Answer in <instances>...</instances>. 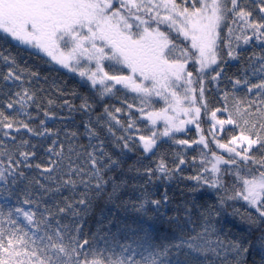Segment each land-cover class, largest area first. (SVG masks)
Masks as SVG:
<instances>
[{
    "label": "snow or ice",
    "instance_id": "6c2138e0",
    "mask_svg": "<svg viewBox=\"0 0 264 264\" xmlns=\"http://www.w3.org/2000/svg\"><path fill=\"white\" fill-rule=\"evenodd\" d=\"M0 34L77 74L101 98L125 90L122 107L104 109L109 134L115 136L112 121L126 133L116 137L117 146L122 151L138 147L144 154L155 155L167 138L179 149L173 153V166L161 154L153 161L155 168H144L146 183L153 177L172 179L188 162L187 150L198 149L192 157L196 174L185 177L195 184L189 191L217 193L212 204L192 201L184 209L185 225L177 226L183 231L195 213L201 228L195 237L157 240L144 226L146 221L134 230L117 222L118 231H131V239L127 232L124 237L130 243L117 245L115 234L103 231L110 229L111 220L98 227L103 244L95 233L89 237L77 221H82L81 212L87 213L90 193L101 195L109 182L113 185L110 198L119 189L108 173L120 160L106 152L90 121L84 124L85 133L90 142L98 143L79 146L73 143L74 131H64L61 140L60 131L48 128L45 120L32 126L38 117L31 115V108L35 105L39 111L42 106L30 87L38 74L0 51V62L7 67L0 74V96L5 97L0 100V195L7 207V211L0 207V264H193L201 257H213L212 264L216 260L248 264L252 242L245 243L244 238H234L218 227L223 209L240 200L250 210L244 219L260 232V259L252 264H264V0H0ZM252 42L261 51L248 57L241 75L226 78L230 90L221 89L225 65L240 59L242 46ZM4 85H10L7 91ZM241 90L244 95H239ZM213 91L219 93V106L209 99ZM89 100L81 97L80 111H91ZM161 101L163 106L155 107ZM61 107L76 110L68 101ZM125 108L126 124L117 118ZM133 109L138 118H133ZM44 115L55 119L49 111ZM189 126L195 128L196 138L177 139L176 134L191 130ZM25 134L51 140L44 149L46 161L31 163L38 145ZM78 147L84 151L78 152ZM81 157L83 162L77 164ZM33 168L56 188L29 178L25 170ZM77 183L83 185L84 193L73 200ZM34 190L43 195L34 198ZM62 190L72 191V196L41 206L49 193L57 195ZM13 196L19 206L8 204ZM145 203L158 209L162 202L145 199L137 210H144ZM68 212L71 219L66 223ZM233 215H240L239 210Z\"/></svg>",
    "mask_w": 264,
    "mask_h": 264
},
{
    "label": "trees",
    "instance_id": "16d2710c",
    "mask_svg": "<svg viewBox=\"0 0 264 264\" xmlns=\"http://www.w3.org/2000/svg\"><path fill=\"white\" fill-rule=\"evenodd\" d=\"M0 51L4 52L5 55L11 54L16 59L18 64L22 68L28 69L30 72H35L38 74L39 79H32L30 87L36 92L37 100L42 104L39 111L35 105L31 108V115L33 117H38L32 121V126H39L41 120H45L47 117L44 115L45 111H49L50 114L55 116L52 123H46V126L53 131L59 130L61 133V140H63L64 131L76 132L77 139L73 143L77 146L79 145H89L87 141V134L85 133L84 124L90 121L94 130L100 140H104L106 144V152L111 154L113 159H119L120 165L108 173L109 177H115L116 183L120 184L119 189L114 195H110L113 191L112 182L105 185L103 193L97 196L94 192L90 193V204L87 209V213L81 212L82 222L84 231L88 233L89 237L93 233L96 234L97 239L101 244H103V231H110L115 234V244L130 243L131 231L121 228L117 230V222L121 225L127 224L132 230L140 223L144 224L145 227L150 228L151 235L157 240H173L175 237H195L197 233L201 231V228L195 223L196 214L194 213L191 217L192 223H189L184 227L183 231L177 226L185 225L187 219V214L184 209L190 207V202L195 201L197 205L202 203L212 204L216 201L217 193L210 189H202L195 194L190 193L195 184L193 181L185 179V177L195 175L194 167L192 165V157L197 155V150H187L186 159L187 163L182 167V171L176 173L172 179L161 181L152 178L151 182L148 181V177L142 175L145 167L155 168V163L153 161L159 160L161 154H166V159L168 165L173 166V153L178 149L177 146L172 144L171 140H166L165 143H161L156 149L155 155L144 154L142 149L138 147H132L131 151L121 150V147L116 144V137L126 135L123 129L119 125H115L112 121V131L115 136L110 137L107 133V128L109 127V120L107 115L104 113L105 106H109L110 110H114L117 107H122V100L125 99L124 90L116 92L114 95H110L101 98L91 86L84 82L77 74L70 72L69 70L61 69L49 62L48 58L37 53L36 51L29 49L28 47L21 46L17 42L12 41L10 38L5 39L3 34H0ZM261 49L252 42L249 46H242V51L240 52V59L230 61L225 65V78L220 83V88L231 89V84H227V77L239 76L242 74L243 69L247 67L248 57L253 53H259ZM7 71V67L0 62V74ZM211 75V73L209 74ZM29 80L28 76H25V81ZM256 83L254 79L252 81ZM3 82L0 81V84ZM10 85H4L3 90L7 91ZM209 87H213L209 85ZM239 95H244V90H241ZM89 97V102L92 105L90 112H83L79 110V105L81 103V97ZM209 99L216 103L219 97V93L215 91L208 93ZM5 97L0 96V100H4ZM51 100L52 104L49 105L48 101ZM65 101H68L75 111H70L68 107H61ZM127 101L132 102V96H127ZM160 103H157L155 107L158 108ZM2 107V106H0ZM127 114V109L120 116L122 123L126 124L127 120L124 116ZM65 117H70L69 120H65ZM98 117H103L98 119ZM139 113L133 110V118H138ZM207 127V125H205ZM146 134V133H145ZM25 138L31 139L33 144H37L38 147L35 149L37 156L36 159L31 161L33 165L36 163L46 161L47 156L44 154V149H46L51 143L50 139H41L38 137H30L25 134ZM177 139H195V130L187 131L186 133H179L176 135ZM122 143V142H121ZM68 145L65 144V148ZM90 150V149H89ZM78 152H83L84 149L77 148ZM67 156V151L65 152ZM146 157V158H145ZM73 160L76 159V154H72ZM84 157H81L77 164L82 163ZM138 170L141 174H138ZM29 178L35 177L41 179V183H44L46 187L56 188L55 183H50L41 178V173L38 170L28 169L25 170ZM79 181V177H73ZM24 183H27L25 181ZM94 183V182H93ZM149 185H153L157 189V193L152 195L149 191ZM24 184L20 185V189H23ZM76 195L72 196V191L62 190L61 194L52 195L49 193L45 200L41 201V206L43 207L45 201L47 205L51 206L59 201H64L65 198L72 196L73 200L79 199L84 193V187L82 184L77 183L75 189ZM140 192L146 193L150 200H160L161 208L156 209L151 203H145V209L138 211V206L140 202L144 199L141 198ZM165 193L168 200L164 204ZM43 193L33 191V197L42 196ZM2 196V195H1ZM4 197V196H2ZM23 192H21V199H23ZM8 204L13 207L19 206L16 204V197H11L8 200ZM165 205V208L162 207ZM60 206H63L61 203ZM0 207L7 211L5 206V201L0 202ZM35 210V208H33ZM234 210H239L240 215H233ZM250 211L244 201L240 200L238 202H232L222 211L220 218V225L225 230L226 233L234 238H244L245 243L249 241L254 245V251L250 252L247 257L248 264H252L253 260L259 261L260 259V244L259 236L260 232L258 230H253L249 227V223L244 217ZM252 214L255 215L254 210H251ZM71 219V212H68L64 218V222H69ZM113 221L109 228L103 231H98V227L101 224H107V222ZM190 229H195V231H190ZM125 232H127L129 240H125ZM215 240V237H211ZM109 241H112L111 236ZM213 257H201L193 262V264H212ZM243 259V258H242ZM216 264H221L219 260H216Z\"/></svg>",
    "mask_w": 264,
    "mask_h": 264
},
{
    "label": "rangeland",
    "instance_id": "374dc122",
    "mask_svg": "<svg viewBox=\"0 0 264 264\" xmlns=\"http://www.w3.org/2000/svg\"><path fill=\"white\" fill-rule=\"evenodd\" d=\"M26 47V46H25ZM32 50H34V49H32ZM35 51V50H34ZM42 54V53H41ZM43 55V54H42ZM52 65H55V66H57V67H59V68H61V69H64V70H68V69H65V68H62L60 65H57V64H54V63H51ZM73 73V72H72ZM79 77V76H78ZM24 79H25V77H24ZM84 82H86V81H84ZM87 83V82H86ZM13 90H15V89H13ZM125 91V90H124ZM160 106H158V108L159 107H162L163 106V102L161 101L160 102ZM133 110H135V109H133ZM122 114H117V117L118 118H120V116H121ZM65 120H69L70 119V117H65L64 118ZM124 119L125 120H127L128 121V114H126L125 116H124ZM54 119H50L49 117H47L46 119H45V121H46V123H52V121H53ZM139 127H143V125H138ZM160 127L162 128L163 127V125H160ZM190 127V129L191 130H195V128L193 127V126H189ZM108 129V128H107ZM107 133L109 134V132H108V130H107ZM179 134V133H178ZM178 134H176V135H178ZM87 136V135H86ZM109 136L110 137H112V135L111 134H109ZM165 140H168L167 138H164ZM87 141H88V144L89 143H92V144H96V143H98V141L97 140H92L91 142L89 141V139H88V136H87ZM185 166V165H184ZM149 188L151 189L149 192L150 193H152V195H155L156 193H157V189H155V187L153 186V185H149ZM145 194L146 193H143V192H140V196H141V198L142 199H147V200H149L150 201V198L148 197V195L147 196H145ZM2 201H5V198L4 197H2L1 195H0V202H2ZM164 204L166 203V202H163ZM23 207H25V208H27L28 206L27 205H22ZM154 206V205H153ZM155 208H156V206H154ZM160 208H161V206L158 208L159 210H160ZM163 208H165V205L162 207V209ZM157 209V208H156ZM22 221V220H21Z\"/></svg>",
    "mask_w": 264,
    "mask_h": 264
},
{
    "label": "bare ground",
    "instance_id": "6f19581e",
    "mask_svg": "<svg viewBox=\"0 0 264 264\" xmlns=\"http://www.w3.org/2000/svg\"><path fill=\"white\" fill-rule=\"evenodd\" d=\"M20 219H21V220H23V218H22V217H21Z\"/></svg>",
    "mask_w": 264,
    "mask_h": 264
}]
</instances>
